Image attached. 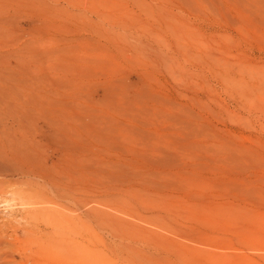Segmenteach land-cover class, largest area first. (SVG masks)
Returning <instances> with one entry per match:
<instances>
[{
  "label": "rangeland",
  "instance_id": "374dc122",
  "mask_svg": "<svg viewBox=\"0 0 264 264\" xmlns=\"http://www.w3.org/2000/svg\"><path fill=\"white\" fill-rule=\"evenodd\" d=\"M176 1L0 0V140L60 160L75 190L37 206L85 225L81 264H264V0ZM9 180L0 236L28 257L20 194L48 187Z\"/></svg>",
  "mask_w": 264,
  "mask_h": 264
},
{
  "label": "bare ground",
  "instance_id": "6f19581e",
  "mask_svg": "<svg viewBox=\"0 0 264 264\" xmlns=\"http://www.w3.org/2000/svg\"><path fill=\"white\" fill-rule=\"evenodd\" d=\"M176 1V0H175ZM173 2V1H172ZM177 2V1H176ZM195 2V1H194ZM206 2V1H205ZM178 3V2H177ZM176 3V6H178ZM241 3V1H240ZM181 4V3H179ZM182 6V5H181ZM185 7H189L190 6H185ZM177 8V7H176ZM188 11V10H187ZM110 21V20H109ZM88 41V40H87ZM72 42V41H71ZM64 43H67V42H64ZM87 43V42H86ZM27 44V43H26ZM69 44V43H68ZM72 43H70L71 45ZM169 45V44H168ZM2 46V45H1ZM72 48V47H71ZM21 49V48H20ZM18 50V51H21V50ZM23 49V48H22ZM68 49V48H67ZM38 52V51H37ZM20 53V52H19ZM23 54V53H22ZM21 54V55H22ZM37 54V53H36ZM47 54V53H46ZM50 54V53H49ZM65 54V52H64ZM15 55V54H14ZM66 55V54H65ZM44 56V55H43ZM24 57V56H23ZM37 57V55H36ZM49 57V56H48ZM18 58V57H17ZM7 59V57H6ZM16 59V58H15ZM32 59V58H31ZM43 59V58H42ZM21 61V60H20ZM39 61V60H38ZM42 61V60H41ZM40 61V62H41ZM1 62V61H0ZM32 62V61H31ZM43 63V61L41 62ZM40 63V64H41ZM5 64V62H4ZM22 64V62H21ZM67 64V63H66ZM23 65V64H22ZM43 67V66H42ZM45 67V66H44ZM47 68V67H46ZM50 68V67H49ZM66 66H65V70H66ZM43 69V68H42ZM41 69V70H42ZM15 70V69H14ZM39 70V69H38ZM62 70V69H61ZM17 71V70H16ZM23 71V69H22ZM21 71V72H22ZM47 71V70H46ZM19 72V71H18ZM37 72V71H36ZM42 72V71H41ZM20 73V72H19ZM23 73V72H22ZM21 73V74H22ZM67 74V73H66ZM44 75V74H43ZM37 76V75H36ZM29 78V77H28ZM50 78V77H49ZM11 79V78H10ZM21 79V78H20ZM37 79V77L35 78ZM43 79V78H41ZM5 80H7V77L5 78ZM13 80V79H12ZM12 80H9V81H12ZM24 80V79H23ZM28 80V79H27ZM7 81V82H9ZM21 81V80H20ZM74 81V80H73ZM36 82V81H35ZM49 82V81H48ZM24 83V82H22ZM36 84V83H35ZM27 85V84H26ZM39 85V84H38ZM44 85V84H43ZM8 88V84L6 85ZM30 86V85H29ZM47 86V85H46ZM60 86V85H59ZM2 87V86H1ZM4 88H6L4 85H3ZM39 87V86H38ZM45 87V86H44ZM51 87V86H50ZM72 87V86H71ZM23 88V87H22ZM55 88V87H54ZM1 90L0 91H3V88H0ZM12 89V88H11ZM10 89L11 92H13L12 90ZM21 89V88H20ZM32 89V88H31ZM36 89V88H35ZM59 89V88H58ZM7 90V89H6ZM9 90V89H8ZM16 90V89H15ZM29 90V89H28ZM38 90V89H37ZM42 90V89H41ZM5 91V90H4ZM9 91V92H10ZM33 91V90H32ZM43 91V90H42ZM79 91V90H78ZM11 92H10V95H11ZM40 92V91H39ZM4 93V92H3ZM32 93V92H31ZM57 93V92H55ZM80 93V92H79ZM9 94V93H8ZM1 95V94H0ZM4 95V94H3ZM1 95V96H3ZM9 95V96H10ZM17 95V94H16ZM35 95V94H34ZM39 95V94H37ZM53 95V94H51ZM56 95V94H55ZM6 96V95H5ZM8 96V95H7ZM6 96V97H7ZM41 96V95H40ZM78 96V95H77ZM11 97V96H10ZM8 97V98H10ZM38 97V96H37ZM36 97V98H37ZM51 97V96H50ZM54 97H57V96H54ZM5 98V97H4ZM12 98H13V95H12ZM11 98V99H12ZM24 98V97H23ZM30 98V97H29ZM35 98V100H36ZM6 99V98H5ZM22 99V98H21ZM26 99V98H25ZM3 100V101H2ZM2 104L4 102V99L2 97ZM10 100V99H9ZM12 101V100H10ZM9 101V102H10ZM30 101V100H29ZM28 101V102H29ZM21 102V101H20ZM26 102V101H25ZM24 102V104H26ZM31 102V101H30ZM42 102V101H41ZM1 103V102H0ZM5 103V102H4ZM40 103V102H39ZM45 103V102H44ZM51 103V102H50ZM21 104V103H20ZM19 104V106H20ZM23 104V105H24ZM54 104V103H53ZM4 105V104H3ZM5 105H7L5 103ZM10 104H8L7 107H9ZM12 105V104H11ZM15 105V103H14ZM29 105V104H28ZM35 105V104H34ZM22 106V104H21ZM27 106V105H26ZM31 106V104H30ZM18 106L14 107L13 109L12 106L11 108L7 109V112L11 113L12 116L15 117V115L18 117V119L16 120H19V118H21L22 116H25L27 113L25 111L26 114L24 115L22 112L18 111V110H21L20 108L23 109V107H19L17 108ZM40 107V106H39ZM51 107V106H50ZM2 107H0L1 109ZM33 108V107H32ZM42 108V106H41ZM54 109V108H53ZM111 109V108H110ZM2 110V109H1ZM49 111V110H48ZM36 112V111H35ZM71 112V111H70ZM88 112V111H87ZM32 113V112H31ZM38 113V112H37ZM52 113V112H51ZM50 113V114H51ZM86 113V112H85ZM29 114V113H28ZM50 114H46L49 115ZM54 114V113H53ZM51 114V116L53 115ZM37 115V114H35ZM43 115V114H42ZM60 115V114H59ZM58 115V116H59ZM2 116V115H1ZM10 116L9 114V117L15 119L14 117ZM45 116V115H44ZM56 116V117H58ZM34 117V116H32ZM47 118H42L43 119V122H44V119H48ZM55 117V116H54ZM3 118V116H2ZM53 118V117H52ZM51 118V119H52ZM60 118H62V120L58 119H52L54 121V123L56 125H59V123L57 124V122H60L62 123V121L64 120L63 119V116L61 115ZM5 119V118H4ZM10 119V118H9ZM8 119V120H9ZM50 119V118H49ZM7 120V119H6ZM15 120V121H16ZM30 120V119H29ZM73 120V119H72ZM14 121V120H13ZM14 121V123L16 124V122ZM33 121V120H32ZM36 121V120H35ZM48 121V120H46ZM45 121V122H46ZM51 121V122H53ZM51 125H53V127L55 126V124L51 123ZM111 122V121H110ZM60 123V124H61ZM64 123V121H63ZM62 123V124H63ZM11 124V123H10ZM18 124V123H17ZM48 124V122H47ZM45 124V126L47 125ZM66 124V122H65ZM64 124V126H65ZM73 124V123H72ZM71 124V126H72ZM62 126V127H64ZM70 126V125H69ZM12 127H13V124H12ZM62 127L61 128V132H62ZM48 128V127H47ZM68 128V127H67ZM71 128V127H69ZM73 128V127H72ZM74 128H77V127H74ZM56 129V128H55ZM7 130V129H6ZM17 130V129H16ZM68 130V129H66ZM73 132V129L70 130ZM8 132V131H7ZM65 131L63 130V133ZM12 133V132H11ZM69 133V132H67ZM88 133V132H87ZM4 135V134H3ZM59 136V134H57ZM72 135V134H71ZM70 135V136H71ZM75 134L72 135V137L74 136ZM56 136V137H58ZM5 137V136H4ZM14 137V136H13ZM68 137V136H67ZM8 138V137H7ZM60 138V137H59ZM63 138L65 139H68L66 138V136H63ZM4 139V138H3ZM10 139V138H9ZM15 139V138H14ZM5 140V139H4ZM1 142H3V140H0ZM9 142V140H7ZM10 141H12V139H10ZM16 141V140H15ZM23 141V140H22ZM60 141V140H59ZM71 141V140H70ZM0 142V179L2 180V178L4 179V181L6 179H10L9 181H14L13 183H24L25 182H31L33 180V182L35 183V185L37 186H44V187H48L47 191H41V192H37V191H34L32 190L31 192H22L20 194L21 198H23L24 200L26 201H29L27 202L28 204H31L30 206L32 208L29 209V211H26L27 215H30L31 218L33 220H35L34 222H37V226H35L33 229H30V230H27L26 231V235H31L33 236V241H35L36 245H37V249L33 250V248L31 247L30 245V238H27L26 239V245L28 247V251H29V256L26 257V256H22L21 258L20 257H16V253H15V249H17V244L15 243H12L10 241H4L2 240V237L3 236H0V264H81V262H84V259L83 257H80V255H78L79 253V246H80V243H77L76 242V237L80 234L81 232V229H83V226L85 225H82L81 224V227L78 226V223L77 221L74 220V218H71L69 217L68 215L64 214V210H59V209H47V208H43V206H37V205H44V203H50L49 200L52 202L50 204H53L55 206H58V207H62L59 205V203L55 202V201H62V199H67V198H70L71 197V194L73 192V190H75L74 188L72 189V186L71 185L72 183L71 182H64L63 178L65 180H68L66 179L67 177H62V176H59L61 173L59 172V175L57 173L58 171V164H60V160L56 161L54 160L51 161L53 162L52 163H47L46 164V160H43V156L39 155V157H41L39 159L38 158H34V153L33 150H31V147L29 146H24L25 145V142H20L19 143H14L11 142V143H6L4 144ZM18 142V141H17ZM73 142V141H72ZM24 143V144H22ZM35 143V142H34ZM33 143V144H34ZM9 144H13V145H9ZM36 144V143H35ZM76 145V143H73ZM71 144V145H73ZM36 146V145H35ZM59 146V145H58ZM60 149V147H59ZM78 149V148H77ZM76 149V150H77ZM82 150V148H80ZM54 150V149H53ZM74 149H72V152L74 153L73 151ZM35 151V150H34ZM38 151H39V148H38ZM41 151V150H40ZM57 151V150H56ZM69 151V150H68ZM78 151V150H77ZM80 151V150H79ZM38 153V152H37ZM58 153V152H57ZM81 153V152H80ZM60 154V153H58ZM73 155V154H71ZM61 156V155H60ZM36 157V156H35ZM47 157V156H46ZM52 157V156H51ZM49 157V158H51ZM55 157V156H54ZM62 158V157H61ZM47 159V158H46ZM52 159H55L52 157ZM76 159V158H75ZM48 160V159H47ZM77 161V160H76ZM79 161V160H78ZM74 163H77L74 161ZM79 164V162H78ZM50 165H53L55 167H51ZM63 166V165H61ZM72 166V164H71ZM70 166V167H71ZM75 166V164H74ZM73 166V167H74ZM69 167V168H70ZM76 167V166H75ZM74 167V168H75ZM81 167V166H80ZM80 167L78 169H80ZM66 168V167H65ZM83 168V166H82ZM86 167H84L85 169ZM64 169V168H63ZM88 169V168H86ZM85 169V172L88 171ZM66 170V169H64ZM74 170V169H73ZM72 170V171H73ZM76 170V169H75ZM81 170V169H80ZM65 172V171H64ZM67 172V170H66ZM89 172V171H88ZM78 173V172H77ZM73 175V173H72ZM79 175H80V172H79ZM91 176V174H90ZM84 177V176H83ZM72 179V178H71ZM75 179V178H74ZM73 181V180H72ZM3 182V181H2ZM31 182V183H33ZM4 183V182H3ZM10 183V182H9ZM30 184V183H29ZM74 184V183H73ZM79 184V183H78ZM1 185V184H0ZM30 185H33V184H30ZM75 185V184H74ZM34 186V185H33ZM76 186V185H75ZM78 190V189H77ZM2 192V191H1ZM46 192H48L49 194H47ZM3 193V192H2ZM50 195H52V197H54L55 199L54 200H51L48 199V197H50ZM54 201V202H53ZM32 202V203H31ZM34 203V204H33ZM33 204V205H32ZM28 206V205H27ZM62 209H65V207H62ZM40 220H43V221H40ZM4 223V222H3ZM2 225V224H1ZM2 229V228H1ZM86 231L87 232H90L91 231V228L90 226H86ZM1 231V230H0ZM3 231V230H2ZM1 234V232H0ZM4 235V234H3ZM44 235V236H43ZM6 239V238H4ZM19 249V247H18ZM87 260H90V257L87 258ZM89 264V263H88Z\"/></svg>",
  "mask_w": 264,
  "mask_h": 264
}]
</instances>
